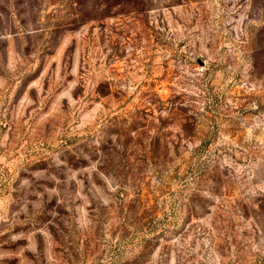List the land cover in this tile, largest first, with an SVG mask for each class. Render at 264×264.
<instances>
[{"label": "rangeland", "instance_id": "rangeland-1", "mask_svg": "<svg viewBox=\"0 0 264 264\" xmlns=\"http://www.w3.org/2000/svg\"><path fill=\"white\" fill-rule=\"evenodd\" d=\"M0 264H264V0H0Z\"/></svg>", "mask_w": 264, "mask_h": 264}, {"label": "water", "instance_id": "water-1", "mask_svg": "<svg viewBox=\"0 0 264 264\" xmlns=\"http://www.w3.org/2000/svg\"><path fill=\"white\" fill-rule=\"evenodd\" d=\"M200 63V62H199Z\"/></svg>", "mask_w": 264, "mask_h": 264}]
</instances>
